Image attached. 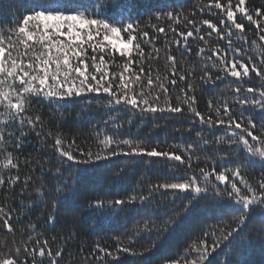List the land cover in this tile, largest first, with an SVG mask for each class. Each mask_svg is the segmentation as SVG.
Instances as JSON below:
<instances>
[{"label":"snow or ice","instance_id":"1","mask_svg":"<svg viewBox=\"0 0 264 264\" xmlns=\"http://www.w3.org/2000/svg\"><path fill=\"white\" fill-rule=\"evenodd\" d=\"M205 7L209 14L216 17V22L211 19L198 22L187 17L182 19V13L162 12L156 14V21L166 19L171 23L167 28L160 23H149L146 27L151 28V35L133 18L130 0H30L23 13L8 20L7 27L0 20V186L14 188L21 182L18 174L21 163L25 166L32 163L27 158L21 162L14 155V152L22 149L28 134L35 132L40 136L38 129L44 127L41 116L31 113V101L43 98L59 108H65L67 104L64 102L87 94H96L98 103L101 94H105L107 100L101 106L109 112L116 111L117 115L108 116L104 121L105 128L96 134L95 152L77 149V155L73 151L76 143L74 139L69 142L59 134L54 138L52 147L61 163L53 176L58 183L55 186L42 184L35 188L39 196L51 197L54 210L58 212L64 203L59 193L69 189L74 198L84 175L116 157H123L130 164L137 165L147 157L149 169L155 163L152 158H158L160 167L167 168L174 180H182L190 171L199 174V179L193 174L183 179V182L149 183L145 194H141L144 193V189H141V193L134 192L124 199L92 200L88 208L94 213L101 210L108 213L123 211L128 205H137L148 217L144 221L145 231L150 236L155 235L151 244L140 252L122 247L119 243L114 251L97 244L93 252L101 255L95 256V259L104 261V264H123L117 255L119 253L150 257L201 206V202L214 207L226 206L228 211L223 213V217L227 218L217 221L219 227L206 226L212 230L204 231V239L199 241V246H194L195 257L190 261L185 260V264H241L238 257L248 245L245 229L253 216L258 217V232L264 238V52H260L256 58L249 56L245 62L242 58H236L242 53L241 47H233V37L245 45L248 42L245 22L249 31L253 30L251 26H255L259 41L264 42V7L252 9L248 7L247 0H208ZM205 7H201V13ZM213 9L218 11L213 12ZM185 20L187 31H179L175 25ZM203 26L209 29L206 35L202 34ZM169 32L175 38L165 43L168 49L165 52L166 72L162 76L157 70L154 76L151 65L146 71L145 64L160 58L161 49L156 47L158 36ZM213 34L218 41H226L227 47H221L217 42L208 48ZM190 39L202 41L205 45L199 47L197 52L204 60V74L200 78L204 83H215L216 80L231 77L241 85L233 89L235 95L230 102L217 101L214 105L210 100L208 107L211 111L207 115L194 106L196 97L188 94L193 91L191 83H188L187 89L179 87L183 96H177L175 106L168 102L169 86L175 89L192 76L191 71L185 75L183 71L177 70V59L171 54L170 46L175 44L190 52ZM145 45L149 46L147 54ZM260 48H264V43L254 47L253 51L259 52ZM206 52L210 55L204 56ZM211 69L219 72L215 80ZM254 78L258 81L257 86L243 87L244 83H250ZM161 94L165 97L164 106L159 104ZM237 104L240 111L234 113L233 107ZM245 111L252 114L245 116ZM120 112L128 114V125H132L137 116L143 121L149 115L166 113L170 116L190 115L192 123L207 125L209 129L223 128L224 134L214 142L227 145L232 157L229 162L236 166L219 171L215 166L210 170L205 167L193 169L194 145L191 143L187 146L174 145L173 150L161 151L155 146L149 148L144 138L120 139L124 127L122 123H117ZM108 125H111V135L103 134L108 131ZM135 135L139 137L140 133ZM47 136L52 137V133L48 132ZM197 138V143H209L203 136V129L197 133ZM224 160L221 158V163ZM64 163L69 167L78 166L72 177V187L67 184L60 186L59 177L63 175ZM247 168L261 170L255 184L242 175V169ZM12 170H16L17 174L4 175ZM126 171L127 167L117 175L122 176ZM213 176L215 182L211 179ZM30 181V176L24 178L21 193L28 188ZM169 192L172 193V199L168 203L173 206L154 219L152 205L155 197ZM177 199L181 204H176ZM11 219L12 213L0 207V223L7 232H14ZM55 221V215L47 217V223L54 224ZM36 227V224H30L28 231L35 233ZM208 238H211V244H208ZM52 239L55 241L56 237ZM32 240L30 236L29 241ZM192 250L186 249L184 256H188ZM63 251L61 247L53 253L47 239H35L31 249L25 243L22 258L21 248L16 247L14 255L10 252L0 256V264H29V260L31 264H43L45 259L49 264H58ZM105 257L112 259L105 260ZM144 264H150V260H145ZM171 264H178V261L173 260Z\"/></svg>","mask_w":264,"mask_h":264},{"label":"trees","instance_id":"2","mask_svg":"<svg viewBox=\"0 0 264 264\" xmlns=\"http://www.w3.org/2000/svg\"><path fill=\"white\" fill-rule=\"evenodd\" d=\"M225 2V0H222ZM235 2V0H234ZM30 0H0V20H2L5 27L8 26V20L14 19L16 16L24 12L25 7L29 5ZM208 0H130L131 13L133 18L138 20L141 27L149 31L152 30L146 27L149 23H160L164 27H168L171 23L168 20L157 22L155 17L157 13L172 11L173 13H182L183 17L201 21L203 19H211L216 22V17L208 13L206 5ZM248 7L255 9L256 7H264V0H247ZM201 7H205V11L201 13ZM213 12L218 10L213 9ZM187 21L179 25H175L179 31H187L185 24ZM245 35L247 37V44L242 41H236L233 37V47H241L242 53L237 56V59H244L247 62L249 56L256 58L260 52H264V48H260L259 52L253 51L254 47H258L264 43L259 41L254 27L249 31V26L245 22ZM209 31L207 26H203L202 34ZM6 34V33H5ZM175 37L171 32L161 34L158 36L156 47L161 49L160 58L148 61L145 64L147 71L148 65L152 67L153 75L159 73L163 76L166 72V58L165 48L167 41H172ZM255 41V44H253ZM219 43L221 47H227L226 41L217 40L215 34L209 40L208 48ZM191 51L188 52L183 48H178L175 44L170 46V52L177 59V70L183 71L185 75L189 71L192 76L188 77L187 81L178 84L177 88L169 86L168 102L173 106L177 103V96H183L179 92V87L187 89L188 83L192 84L193 91L189 95L196 97V104L194 105L202 114H209L211 111L208 107V102L211 100L215 105L217 101L223 103L225 100L231 101L235 93L233 89L241 86L234 78L227 77L223 80H216L215 83H204L200 78L204 74V60L197 55L199 47H204L202 41H189ZM145 53L149 51V46L145 45ZM155 55V53H153ZM210 55L209 52L203 54ZM118 56V54H117ZM231 58V56L229 57ZM213 80L219 75L215 69H211ZM254 77V74H253ZM258 81L254 78L252 82H246L243 87L257 86ZM107 100L105 94H101L98 98L96 94H87L82 98H75L64 103L67 104L65 108H59L55 103H49L43 98L33 99L31 101V113L33 115H40L44 124L43 129H38L41 132L37 136L35 132L27 135L23 142V147L19 152H14L22 162L24 159H30L32 163L25 166L21 163L19 169V176L21 182L16 184L14 188H9L7 185L0 186V207H3L6 212L12 213L11 224L14 232H7L3 224L0 223V256L9 254L14 255L16 247L21 248V257H23V246L28 244L31 249L35 239H47L51 246L53 253L64 248L63 256L58 261V264H104V261H97L95 256L101 255L99 252H93V249L99 244L101 247L114 251L119 243L122 247H129L130 249L140 252L144 247L151 244L155 239V235H149L145 231L144 221L148 217L144 211L137 205H128L123 211L117 210L113 212H93L88 208V204L97 198L104 200L124 199L129 195L141 193L144 189L145 194L147 185L163 183V182H183V179L189 178L191 175H197L198 172H189L182 180H174L172 174L168 172L167 168L160 167L161 161L158 158H152L155 163L149 169L147 165L150 163L149 158L144 157L140 164H130L123 157H116L110 163L102 164L98 169L90 170L81 180L80 190L74 198L71 197L69 189H64L59 193V197L64 201L59 207L58 212L52 208V199L50 196H39L35 192V188L43 185L55 186L58 181L53 179L55 169L61 167L59 157L55 153L52 145L54 138L59 134L62 138L71 142L75 140V147L73 151L79 155L77 149H83L85 152L91 150L95 152L97 145L95 136L101 133L105 128L104 121L108 116L117 115L116 111L109 112L101 105ZM165 97L160 96L159 104L164 106ZM91 105V107H89ZM231 106V105H230ZM54 109L58 111L54 112ZM240 111L239 105L233 107V112ZM185 112L187 109L185 107ZM83 114V118H81ZM252 114L245 111L244 115ZM214 116V113H213ZM53 117H56L53 119ZM128 114L120 112V119L117 123H122L124 127L121 129L120 139L124 138H144L145 143L149 148L155 146L158 150H173L174 145L193 144V169L205 167L210 170L216 167L217 171L221 168H234L235 163H230L232 159L227 145H219L215 143L217 137L224 134V129L220 130L209 129L207 125L201 126L199 123H192L190 115L170 116L168 114L157 113L155 116L149 115L142 119L137 116L134 118L135 122L128 125ZM259 123V117L257 118ZM108 131L103 134L111 135V125H108ZM192 129L190 132L188 129ZM203 129L204 138L209 141L208 144L203 142L197 143V133ZM51 132L52 137H48L47 133ZM139 132L140 136L135 134ZM151 133L149 137L148 134ZM102 138V135H101ZM223 149V150H220ZM82 158V157H81ZM221 158H225L221 163ZM215 160V164L213 163ZM36 161H40L37 164ZM77 165L68 166L67 163L62 165L63 175L59 177L60 186L64 184L73 186L72 177L75 175ZM127 167V171L118 176L117 173L121 169ZM260 169H242V175L246 176L249 182L255 184L259 178ZM16 170L11 173L5 172L4 175H16ZM31 177L28 188L21 193L24 187L23 180L25 177ZM231 178V177H229ZM215 182V177H211ZM239 186V185H238ZM223 188V185H220ZM172 199V193L169 192L164 195H157L153 202L154 216L156 219L161 216L166 208L172 207L168 201ZM186 202V201H185ZM176 204H181L179 199ZM228 211L226 206H211L201 202L198 206L176 229L175 233L169 237L165 243L159 247L150 257H132L128 254L119 253L123 264H144L145 260H150V264H171V261L176 260L178 264H185V260H192L196 252L194 246H199V241L204 239V231H211V227L217 226V221L223 217V213ZM55 215L56 221L54 224L47 223V217ZM36 224L35 233L28 231L30 224ZM151 227V225H149ZM260 227L258 217L253 216L245 229L248 240L247 247L243 250V254L238 257L241 264H264V238L258 232ZM24 230L23 235L21 230ZM33 237L29 241V237ZM53 237H56L53 241ZM208 244L212 243L211 238H208ZM186 249H193L188 256H184ZM39 259V258H38ZM105 260H111V257H105ZM31 264V260H29ZM43 264H49L45 259Z\"/></svg>","mask_w":264,"mask_h":264}]
</instances>
